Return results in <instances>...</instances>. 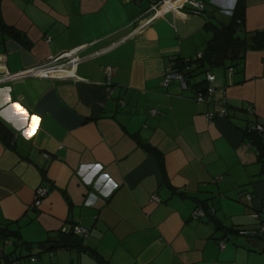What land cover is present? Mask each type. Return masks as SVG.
I'll use <instances>...</instances> for the list:
<instances>
[{"label": "crops", "instance_id": "crops-1", "mask_svg": "<svg viewBox=\"0 0 264 264\" xmlns=\"http://www.w3.org/2000/svg\"><path fill=\"white\" fill-rule=\"evenodd\" d=\"M199 1L203 14L176 0L154 15V0H1L0 71L81 48L68 78L0 83V232L12 240L0 242L2 263L99 264L85 247L110 264H264L263 241L240 232L258 226L254 212L264 216V175L246 135L264 124V48L232 76L214 70L210 102L195 99L205 77L162 85L175 58L204 51L208 19L229 22L237 2ZM243 1L247 30L264 29V0ZM39 187L48 193L35 205ZM199 206L208 213L197 219ZM75 225L88 229L72 233L83 248L49 247Z\"/></svg>", "mask_w": 264, "mask_h": 264}, {"label": "trees", "instance_id": "trees-1", "mask_svg": "<svg viewBox=\"0 0 264 264\" xmlns=\"http://www.w3.org/2000/svg\"><path fill=\"white\" fill-rule=\"evenodd\" d=\"M0 25L4 28L8 27L4 22H0ZM205 26L207 29L211 30L212 38L207 42V45L202 52V56L192 58L178 57L174 59V69L183 73L187 83L191 82L194 77L198 76L202 72H214L215 68H221L223 71H227V73L230 68L234 71V69L240 67L244 63L246 53L249 50L264 48V29L249 31L246 28L245 3L243 0H237L236 5L232 10L229 22H213L208 19ZM10 30L14 31L13 28H10ZM187 59H189V61H187ZM233 74L234 72H232V75ZM196 84L199 87L197 91H205L208 86V81L205 77L204 80ZM246 135L249 137L250 143L256 146L259 161L261 163V172L264 175V135L252 129H249V131L246 132ZM203 208L207 214L208 209L205 207ZM220 227L221 224L217 223V228ZM64 234L65 236L59 244L51 243L49 247L53 245L54 247L83 248L84 242L81 237L78 238L72 233ZM0 236L2 239H11V235L7 233V229H2ZM253 237H257L264 243V233L256 234ZM83 249L87 251L99 264H110V262L99 255L96 250L86 249L85 247Z\"/></svg>", "mask_w": 264, "mask_h": 264}, {"label": "built area", "instance_id": "built-area-1", "mask_svg": "<svg viewBox=\"0 0 264 264\" xmlns=\"http://www.w3.org/2000/svg\"><path fill=\"white\" fill-rule=\"evenodd\" d=\"M181 2H187L192 7V13L194 14H203L205 12V3L199 0H181ZM176 7V0H157L151 5V10L154 11V15L161 14V11L164 10H171ZM156 13V14H155ZM154 15L150 16L144 23H149L153 18ZM145 26H140V28H143ZM81 48H75L70 51H67L57 57H49L47 61H45L42 64H39L37 66H33L30 68H27L19 73L16 74H10L6 71H0V83H4L10 80H14L16 78L21 77H61V78H68V73L63 72L67 67L71 68V70H75L77 64L81 61V58L79 56ZM202 53H199L197 57H201ZM189 61V59H187ZM233 69L230 68L228 71V74L232 76ZM105 75H106V83H107V90L109 93L112 92V77L114 75V68L112 66L105 67ZM216 74L214 72H207L206 73V79L208 81V86L205 91H197L195 99L198 102H210L212 96L215 93V86L214 83L216 81ZM173 80H179L182 84L183 88H188V83L183 75V73L178 72L174 69V67L169 64L166 68L162 85L167 87ZM155 112V111H154ZM227 110L224 108L222 109L218 115H226ZM216 116L215 113L209 112L207 114V118L209 120L214 119ZM252 130H256L264 135V124L258 123L255 124L252 128ZM46 156L49 157V154H46ZM48 193V189L45 187H39L37 190L36 195V202L35 205H39L41 202V198L44 197ZM153 199H156V196H152ZM249 200L252 199V194H249L247 197ZM253 217L259 220V224L254 229H241L240 232L243 234H250L252 236L256 234L264 233V216L262 217L259 212H254ZM206 216V211L202 207H197L196 210L193 213L194 218H203ZM78 235L86 236L88 234V229L83 226L75 225L72 230L67 231ZM2 239L0 236V242L3 241L7 243H12L11 239ZM221 247H225L224 243H221ZM4 257V251L0 249V261L1 264H8V263H2ZM31 263H35L37 261L36 257H32ZM18 260H13L12 263L9 264H17Z\"/></svg>", "mask_w": 264, "mask_h": 264}, {"label": "snow or ice", "instance_id": "snow-or-ice-1", "mask_svg": "<svg viewBox=\"0 0 264 264\" xmlns=\"http://www.w3.org/2000/svg\"><path fill=\"white\" fill-rule=\"evenodd\" d=\"M13 108L16 109L17 114L27 118L28 113L19 104H13ZM32 119H33V122L35 123L38 118L33 117ZM28 134H30V133H28Z\"/></svg>", "mask_w": 264, "mask_h": 264}, {"label": "rangeland", "instance_id": "rangeland-1", "mask_svg": "<svg viewBox=\"0 0 264 264\" xmlns=\"http://www.w3.org/2000/svg\"><path fill=\"white\" fill-rule=\"evenodd\" d=\"M215 71L216 72H218V73H223L224 71H223V69H221V68H215ZM199 76H201V77H206V73H204V72H202V73H200L199 75H198V77ZM7 248H9L10 250L12 249L13 250V246L12 245H10V244H7V246H6Z\"/></svg>", "mask_w": 264, "mask_h": 264}]
</instances>
